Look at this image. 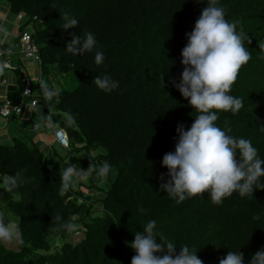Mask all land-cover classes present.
<instances>
[{"label": "trees", "instance_id": "1", "mask_svg": "<svg viewBox=\"0 0 264 264\" xmlns=\"http://www.w3.org/2000/svg\"><path fill=\"white\" fill-rule=\"evenodd\" d=\"M2 1L12 16H22L20 34L29 33L36 45L41 77L50 79V88L58 86V97L41 96L38 103L42 114L51 112L52 129L66 132L68 150L64 157L55 149L45 154L19 138L0 144V173L25 178L12 192L0 188V208L20 218L24 239L17 249L8 248L14 242L0 243V264H130L135 253L126 242L149 219L177 246L196 249L203 264H218L228 250L238 249L247 264L264 249V190L244 197L233 192L221 203L205 192L177 203L159 187L161 173L168 179L160 162L174 150L176 126L187 130L198 114L169 81H179L185 33L207 0ZM218 3L226 19L250 38L245 46L252 58L231 86L230 94L243 106L236 113L219 110L216 123L229 135L250 139L264 158V50L258 47L264 41V0ZM65 12L78 19L74 29H63ZM85 31L94 33L104 52L101 64L94 61L95 49L78 56L64 50L71 34ZM13 57L23 56L13 55L11 63ZM14 66L16 84L6 98L19 105L25 75ZM104 74L117 80L118 88L106 93L91 84ZM70 81L76 85L66 87ZM37 104L32 111L38 120L24 123L30 128L41 122ZM66 112L75 116L78 128L65 125ZM66 159L84 170L106 160L111 169L104 180L93 171L80 181L88 195L79 188L62 191L59 165ZM64 222L75 224V230L67 232ZM78 232L80 241H68Z\"/></svg>", "mask_w": 264, "mask_h": 264}, {"label": "clouds", "instance_id": "2", "mask_svg": "<svg viewBox=\"0 0 264 264\" xmlns=\"http://www.w3.org/2000/svg\"><path fill=\"white\" fill-rule=\"evenodd\" d=\"M77 24V18L68 12L63 14L64 30L74 29ZM236 24V21L226 19L225 8L218 0H207V6L201 10L191 32L185 33L187 43L180 53L183 70L179 81L170 77L169 82L198 112L187 130L183 124L176 126L174 150L165 153L160 162L167 168L168 179L165 181V174L161 173L159 187L177 203L205 192L213 203H221L223 198L233 192L244 197L253 195L254 189L264 190V158L259 156L258 149L250 139L229 135L216 123L219 110L236 113L243 106L240 97L230 94L231 86L240 68L252 55L245 46L250 38L242 31H237ZM9 35L6 23L0 22V36L7 39ZM71 36L64 48L67 53L78 56L95 49V63L103 62L104 52L97 45L93 32L85 31L83 36L73 33ZM258 47L264 50V41H260ZM91 84L106 93L119 86V82L108 74L96 75ZM38 86V90L34 91L47 100L59 95V90L50 88L43 79L38 80ZM42 107L37 104L40 121L55 127L51 116L42 114ZM64 123L66 126L79 127L70 112L64 113ZM35 126L39 128L41 123ZM68 160L59 171L62 191L76 187L93 171L104 180L111 169L106 160L88 166L86 170L76 164H69ZM24 182L25 178L19 172L11 175L0 173V188L10 192ZM20 198L19 193H16V199ZM55 219L60 221L61 217L57 215ZM20 224V218L0 208V243L22 244L24 239ZM155 225L156 220L149 219L143 230L135 231L134 239L130 243L126 242L135 253L130 264H203L196 249L187 244L177 246L156 231ZM61 227L72 232L76 225L64 222ZM218 264H245L243 253L240 249L228 250L218 260ZM247 264H264V249L251 256Z\"/></svg>", "mask_w": 264, "mask_h": 264}, {"label": "crops", "instance_id": "3", "mask_svg": "<svg viewBox=\"0 0 264 264\" xmlns=\"http://www.w3.org/2000/svg\"><path fill=\"white\" fill-rule=\"evenodd\" d=\"M0 22L6 23L8 29H9V33H10V35L7 39H4L2 36H0V43L6 47L13 46L19 37L20 31H21L20 26L23 25L22 19L18 20L16 17L12 16V14L9 12L8 5L5 3H0ZM12 63L14 65H19L20 72H22V73H24V75L28 76L31 79L30 81L32 82L33 89L38 90V88L37 89L34 88V85H36V83H37V86H38V80L43 79L41 77L39 63H37L34 60L26 59L23 57H13ZM14 70L15 69H2L0 66V105L4 102L5 99H7L6 98L7 97L6 96L7 90L11 87H14L16 84V73ZM37 70H39V73H40V77H38V79H37L38 75L36 74V73H38ZM53 87L58 89V86H56V85H54ZM21 101H22V97H21ZM26 108H30V110H25V113L20 118L19 117H15V118H17V119L26 118V120L29 119L31 121H37L39 117L33 116V111H32L33 106H31L29 103V105ZM11 118H13V117H11ZM39 123H41V127H39V128L36 127V129H34L33 126H32V128H30L29 124H27V123L22 125L23 127H26L29 129V136H27L26 139H23V138L19 137L18 135L13 137V138H19L20 140H22L24 142H31V143L35 144L36 146H39V147H40V145H38L37 141L40 140V143L44 146L43 148H46L48 145L51 144V142L47 141L46 138L53 139V134H51L53 129L51 126H49V124L47 122L44 124L42 122H39ZM9 124H10V122L8 119L5 121L4 130L0 131V137L4 136L7 139L8 135H9V131L7 129ZM20 126L21 125H19V129H20ZM13 138H12V140H13ZM2 140H5V139H2ZM12 140L10 142H12ZM43 148H41V149H43Z\"/></svg>", "mask_w": 264, "mask_h": 264}, {"label": "built area", "instance_id": "4", "mask_svg": "<svg viewBox=\"0 0 264 264\" xmlns=\"http://www.w3.org/2000/svg\"><path fill=\"white\" fill-rule=\"evenodd\" d=\"M16 18L21 20L22 16L17 15ZM15 54H21L27 59L39 62L36 45L29 33H21L14 46L10 49L3 48L0 43V66L2 69H17V67L11 63V57ZM23 82L24 89L22 92L21 103L19 105H14L9 100L5 99L0 105V118L8 119L10 116L20 118L25 113V108L29 103L31 106H35L40 100L42 95H38V93L34 91L30 79L25 77ZM48 114L51 116V112ZM33 128L36 129V126L33 125ZM52 134L54 142L58 146L68 150V138L66 132L61 128H53Z\"/></svg>", "mask_w": 264, "mask_h": 264}, {"label": "rangeland", "instance_id": "5", "mask_svg": "<svg viewBox=\"0 0 264 264\" xmlns=\"http://www.w3.org/2000/svg\"><path fill=\"white\" fill-rule=\"evenodd\" d=\"M0 3H5V2H3L2 0H0ZM6 4V3H5ZM30 31H32V29L31 28H28ZM24 72V71H23ZM37 72L38 73H36L38 76H37V79H38V77H40V73H39V70H37ZM26 76V75H25ZM28 79H30L28 76H26ZM46 80H47V82L48 83H50V79L49 78H45ZM31 80V79H30ZM32 83V82H31ZM75 86L76 84H75V81H70V82H68L67 84H66V87H71V86ZM34 88L35 89H37V83H36V85H34ZM25 110H30V108H26ZM12 117H14V116H12ZM9 119V122H10V124H9V126H8V131H9V135H8V137H7V139L4 137V136H1L0 137V143L1 144H10L11 142V140H12V138L13 137H15V136H19V137H21V138H23V139H26L27 138V136H29V129L28 128H26V127H23L22 125L25 123V120H26V118H21V119H14V118H11V116H10V118H8ZM8 119H2V118H0V131H3L4 130V127H5V121L6 120H8ZM43 124L45 123V122H42ZM19 125H21L20 126V129H19ZM5 134V133H4ZM51 134H52V132H51ZM7 135V134H6ZM2 139H5V140H2ZM46 140L47 141H50L51 142V144L50 145H48L46 148H43L44 146L40 143V140L39 141H37V143H38V145H40V147L41 148H43L42 150H44V152H45V154H47V153H49V151H50V149H55L56 151H58L59 152V154L60 155H62L63 157L66 155V151H64L63 149H61L58 145H56V143L54 142V140L53 139H48V138H46ZM39 147V146H38ZM39 147V148H40ZM40 148V149H41ZM53 158V153L51 152L50 154H49V157H48V159L50 160V159H52ZM67 160L68 159H66L65 160V162H64V164H60L59 166L62 168V166H64L65 164H66V162H67ZM68 162H69V160H68ZM115 177V171H114V176H113V178ZM81 182H79L77 185H76V187H74L75 189L76 188H79L80 187V184ZM80 189V191H82V193H84L85 195H88V192L85 190V188H79ZM82 237H83V233L82 232H78L77 234H75L74 236H72V237H70L69 239H68V241H70V242H75V241H80L81 239H82ZM10 245H12V244H10ZM13 246V247H12ZM12 246H9L8 248H11V249H17V243L16 242H14V245H12Z\"/></svg>", "mask_w": 264, "mask_h": 264}]
</instances>
